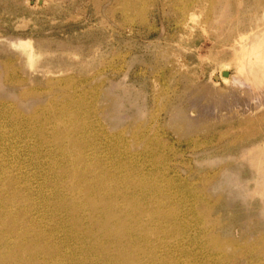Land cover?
<instances>
[{
    "label": "rangeland",
    "instance_id": "1",
    "mask_svg": "<svg viewBox=\"0 0 264 264\" xmlns=\"http://www.w3.org/2000/svg\"><path fill=\"white\" fill-rule=\"evenodd\" d=\"M260 32L264 0H0L3 237L107 264L90 233L91 253L69 245L75 199L57 203L74 126L100 183L137 182V264H264V77L238 67Z\"/></svg>",
    "mask_w": 264,
    "mask_h": 264
},
{
    "label": "bare ground",
    "instance_id": "2",
    "mask_svg": "<svg viewBox=\"0 0 264 264\" xmlns=\"http://www.w3.org/2000/svg\"><path fill=\"white\" fill-rule=\"evenodd\" d=\"M259 34L261 36L264 32H262V34L260 32ZM263 42L264 41H262V43ZM29 55H31L30 52ZM240 63L241 64H239L238 67L242 68V65L247 67L245 71L250 75L252 82L255 83L264 77V52L263 57L258 60V62ZM229 71L230 63H224L221 65L219 72L221 73V79L224 82H227L230 78ZM46 126L47 125L39 123L38 127ZM68 129L69 134L64 138L67 140V143L66 148L63 149V153L67 151L68 155L72 156L75 163L71 166L67 184H60L61 188H58L57 184L55 192H57L56 196L59 197L57 200L58 206H60L64 200V196L60 195L62 194V190L63 192L67 191L68 195L72 194V200L73 198L75 199L74 208L71 209V221L73 222V227L78 230V236L73 238V241L77 244L76 246H72V243L69 245L71 247H79L88 253H91L90 250L91 248H94L93 238L95 237V246L98 248L95 257L98 259L106 256L107 264H137L138 255L142 251V247L139 243H137V240H134L136 237V234L134 233L135 230H133L130 226H137L138 222L142 221L140 216L143 214L144 210L141 205H139V195L137 197L134 194L137 186L136 180L132 179L134 180L132 181L134 188L131 189V186L127 185L130 184L127 180L131 181V179L127 174L118 175L121 174V171L123 170L120 169L116 175H111L106 178L104 183H100L101 175L99 173V167L92 168L91 161L87 159L88 155H85L86 153L84 154V152H80L76 148L78 128L73 126ZM39 136L41 137V132L39 133ZM69 168L70 166H65L66 170ZM74 189H77V191L74 192ZM111 192H113V194L109 195ZM82 212H85L86 214L84 215H87L86 221H83L84 219L81 218ZM147 212L149 211L147 210ZM131 213L133 214L130 218L125 221H121L122 217L126 218ZM71 221H69V223H71ZM11 232L13 231L11 230ZM3 233L0 231V241L4 238V235H2ZM89 233L93 236V238L88 237L87 234ZM20 239L26 240L27 234L20 231L19 238L17 240ZM40 239L41 249L39 248V244L37 247L29 244V241L31 240L29 238L27 239L29 240L28 243L24 245H13L14 242L4 238V242H0V264H25L26 262L27 264H33V262L36 259H39V257H41L40 264H64L60 257L57 258V260L50 259L54 256H51L53 251H58L60 253V246L58 245L52 250L50 245L47 244V240L45 241V237H42L41 235ZM52 247L54 248V246ZM63 253L66 252L64 251ZM64 256L66 257V254ZM72 264H74V262Z\"/></svg>",
    "mask_w": 264,
    "mask_h": 264
}]
</instances>
